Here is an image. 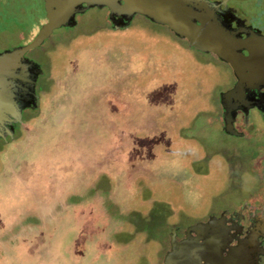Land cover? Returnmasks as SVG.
<instances>
[{"label":"rangeland","instance_id":"obj_1","mask_svg":"<svg viewBox=\"0 0 264 264\" xmlns=\"http://www.w3.org/2000/svg\"><path fill=\"white\" fill-rule=\"evenodd\" d=\"M230 3L264 23V0ZM45 21L43 0H0V52ZM73 21L26 54L36 106L0 138V264H162L173 233L264 203L263 119L223 129L227 63L140 15Z\"/></svg>","mask_w":264,"mask_h":264},{"label":"water","instance_id":"obj_2","mask_svg":"<svg viewBox=\"0 0 264 264\" xmlns=\"http://www.w3.org/2000/svg\"><path fill=\"white\" fill-rule=\"evenodd\" d=\"M219 1L227 0H43L46 21L32 40L0 52V138L12 135L13 124L21 122L22 109L36 106V79L41 69L26 54L54 29L73 24L74 15L90 7H105L115 27L125 26L135 15L143 16L168 27L194 49L213 53L227 63L236 81L220 94L224 129L240 136L234 126L235 112L248 109L246 93L264 85V35L250 33L252 38H242L223 25L213 8Z\"/></svg>","mask_w":264,"mask_h":264},{"label":"flooded vegetation","instance_id":"obj_3","mask_svg":"<svg viewBox=\"0 0 264 264\" xmlns=\"http://www.w3.org/2000/svg\"><path fill=\"white\" fill-rule=\"evenodd\" d=\"M230 1H219L214 5L219 21L242 38H252L250 33L264 35V23H250L247 16ZM243 53L247 54V51L244 50ZM233 80L235 83L234 75ZM246 104L249 105L248 109H237L235 112L234 126L238 130L241 125L237 119L250 110L257 113L264 122V85L246 93ZM220 106L224 129V109L221 102ZM19 125L23 129L26 127L22 121L14 123L12 135ZM8 137L10 136L2 139L6 140ZM234 212L236 213L220 212L209 220L197 223L195 227H189L175 235L173 233L172 244H169L165 255V264H261L264 254V203L260 207L248 206L243 211L244 214ZM163 259L164 256L162 264Z\"/></svg>","mask_w":264,"mask_h":264},{"label":"trees","instance_id":"obj_4","mask_svg":"<svg viewBox=\"0 0 264 264\" xmlns=\"http://www.w3.org/2000/svg\"><path fill=\"white\" fill-rule=\"evenodd\" d=\"M9 20H11V19H9ZM14 21V20H13ZM15 22V21H14Z\"/></svg>","mask_w":264,"mask_h":264}]
</instances>
